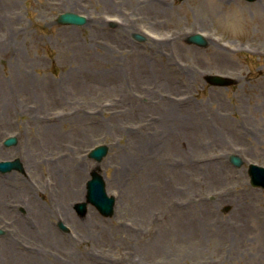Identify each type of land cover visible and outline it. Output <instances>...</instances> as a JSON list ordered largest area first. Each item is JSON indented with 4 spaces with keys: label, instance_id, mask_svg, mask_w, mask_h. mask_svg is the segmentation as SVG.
Segmentation results:
<instances>
[{
    "label": "rangeland",
    "instance_id": "rangeland-1",
    "mask_svg": "<svg viewBox=\"0 0 264 264\" xmlns=\"http://www.w3.org/2000/svg\"><path fill=\"white\" fill-rule=\"evenodd\" d=\"M14 158L0 264H264V188L247 174L264 165V0H0V160ZM95 166L114 213L80 217Z\"/></svg>",
    "mask_w": 264,
    "mask_h": 264
},
{
    "label": "water",
    "instance_id": "water-1",
    "mask_svg": "<svg viewBox=\"0 0 264 264\" xmlns=\"http://www.w3.org/2000/svg\"><path fill=\"white\" fill-rule=\"evenodd\" d=\"M57 19L58 21L65 23H82L85 20L83 16L70 11L60 14ZM133 36L137 39H143V37L138 34H134ZM187 40L201 45L206 43L199 35L189 36L187 37ZM206 79L214 84H227L232 82V80L228 78H223L217 75L206 76ZM13 141L14 139L10 138L7 139L5 143L9 144ZM106 149L107 147L105 145H99L92 149L89 155L95 157L96 160H100L101 156L106 152ZM230 159L235 165H240L241 163L237 156L231 155ZM10 168H20L18 159L0 162V170L3 171ZM249 173L253 184H260L264 186V169H249ZM91 177L92 178L87 181L86 201L93 203L102 214L110 215L112 213L113 198L108 197L105 194L102 176L96 172V170L91 171ZM86 201L81 202V205L76 204L80 213L84 212Z\"/></svg>",
    "mask_w": 264,
    "mask_h": 264
},
{
    "label": "bare ground",
    "instance_id": "bare-ground-1",
    "mask_svg": "<svg viewBox=\"0 0 264 264\" xmlns=\"http://www.w3.org/2000/svg\"><path fill=\"white\" fill-rule=\"evenodd\" d=\"M242 207L244 208V209H247L248 211V215L249 216H254V217H257V214H255V212L253 211L254 209L256 210L257 208H256V206L255 205H251L250 203H244V204H242ZM253 214H255V215H253ZM258 214H261L262 215V217H261V219H258V229L257 230H255L254 228H253V230H251L250 232H255V233H257L259 236H260V238L262 239V241H263V244H264V211H260V212H258ZM156 220H157V218H156ZM256 224V225H257ZM230 238H231V236H230ZM232 240V239H231ZM264 245H262V247H263ZM261 250H262V248H261Z\"/></svg>",
    "mask_w": 264,
    "mask_h": 264
}]
</instances>
